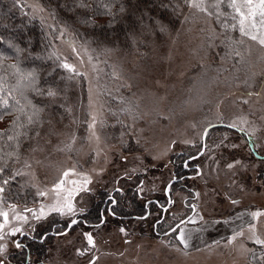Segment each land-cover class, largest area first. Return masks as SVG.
Instances as JSON below:
<instances>
[{"label":"rangeland","instance_id":"rangeland-1","mask_svg":"<svg viewBox=\"0 0 264 264\" xmlns=\"http://www.w3.org/2000/svg\"><path fill=\"white\" fill-rule=\"evenodd\" d=\"M15 1L51 38L46 59L53 58L57 83L35 88L57 95L13 93L21 105L43 109L38 123L29 125L10 97L15 123L5 130L11 121L0 118V169H10L16 188L0 193V213H7V222L0 215V260L14 264L12 255L23 249L17 242L52 229L44 253H32L28 264H250L254 251L247 253L239 237L254 240L264 264L258 216L253 234L230 235L193 254L177 245L181 225L169 232L192 203L193 220L237 207V199L264 218V45L240 33L232 0L139 3L128 9L125 36L102 40L83 21L60 15L55 3ZM12 65L29 71L1 61L5 94L18 79ZM190 156H197L192 169L168 187L179 172L174 163ZM167 193L172 200L162 211L155 200L164 204ZM111 195L129 214L138 202L143 216L124 219L108 210L103 223L82 221ZM69 203L72 214L53 211Z\"/></svg>","mask_w":264,"mask_h":264},{"label":"trees","instance_id":"trees-1","mask_svg":"<svg viewBox=\"0 0 264 264\" xmlns=\"http://www.w3.org/2000/svg\"><path fill=\"white\" fill-rule=\"evenodd\" d=\"M48 1H50V3H55V6L56 4L58 5L59 8L57 9L60 15L66 17H70L69 15H72L73 19L83 21L88 27L87 30L90 32V34L101 40L122 38L125 36L127 31H129L128 26L129 22L132 20L131 18L133 13L132 11L129 12L128 9L135 8L136 4L144 2L148 3L149 5H158V2L160 1H162V3L165 2V0ZM51 43L50 36L37 18H29L27 13L22 11V8H20L19 4L16 3L15 0H0V62L3 61L7 65H10V63H19L25 69L34 70L37 75L38 88L46 87L48 85L55 86L57 83L56 73L58 70L57 68H54L53 72L50 71V68L55 66V63H52L53 58L51 55L48 60L46 59L48 56L47 51L50 49ZM46 53L47 55H45ZM5 66L6 65L3 64V67ZM14 112V108L10 106L7 108H0V118H9L11 121L10 124L8 123L9 126L7 124L5 130L7 128H11L14 125V120L9 117V115ZM5 120L8 121L7 119ZM5 130L0 131V137L5 134ZM21 131L25 132L24 129H21ZM183 162H177L179 172L174 171L177 176L182 175V173L188 174V169L183 165ZM192 162L193 161L190 163ZM10 177V169L3 167L2 171H0V187H3L4 191L8 190L10 193L14 194L13 189L16 188L15 185H13L8 179ZM259 177L262 179L264 190V169L259 173ZM4 181H8V183L4 184ZM129 191L132 192L130 189L128 192ZM111 197L112 199H109L110 202L108 201L106 205L105 200L102 204L96 202L91 210L83 214L82 221L94 223L97 221V219H101V213L104 212L105 214L108 212V210L112 215L118 214L124 219H127L128 217L133 218L132 215L135 214L142 215L137 214L140 213L138 211L141 208V206L138 205V202H136L134 205H130L128 202L130 207L134 206V209L137 210V212L129 214L131 210H127L128 206L125 205L126 203L121 205V203L119 204L117 200L113 199V195H111ZM118 200L120 201V199ZM143 208L145 212L148 211L145 206H143ZM89 213L90 215L88 216ZM50 231H52V229L45 233L44 238H42L41 233H37L29 237L30 241L25 245H22L23 249H21L20 252H16V254L12 255L14 264H28L27 260L29 257H31L32 253H44L45 249L43 245L47 238H49L50 235H53V233H50Z\"/></svg>","mask_w":264,"mask_h":264},{"label":"crops","instance_id":"crops-1","mask_svg":"<svg viewBox=\"0 0 264 264\" xmlns=\"http://www.w3.org/2000/svg\"><path fill=\"white\" fill-rule=\"evenodd\" d=\"M235 202L240 205L233 208H227V210L221 214L207 215L204 219L203 217L202 219L201 217H197L193 220L197 212L196 208L195 211L190 214V218L181 225L184 226L182 228L180 226L181 229H178L176 235L178 247L187 253L193 254L203 248L211 246V244H216L217 242L224 240L230 235L242 234L245 236V234H253L250 229L251 225H254L257 219L263 220V216L259 218L260 214L256 219V217L251 215L253 213V204L241 205L239 199L235 200ZM261 230H263L262 237L258 240L264 241V227ZM181 233H183V241L180 239ZM239 239H241V244L243 242L247 244V246L244 247V249L247 250V253L254 251L249 263L262 264L263 260L261 255L263 254V250L260 249L258 250L259 252L255 251L256 249L252 247L255 243L254 240L246 237L237 238V240ZM246 258H248L247 255Z\"/></svg>","mask_w":264,"mask_h":264},{"label":"snow or ice","instance_id":"snow-or-ice-1","mask_svg":"<svg viewBox=\"0 0 264 264\" xmlns=\"http://www.w3.org/2000/svg\"><path fill=\"white\" fill-rule=\"evenodd\" d=\"M190 0H185V3H189ZM194 7H199L198 4H192ZM236 13L239 14V31L241 34L245 36H250L252 40H257L259 38V43L264 45V0H259L258 4H253V0H246V3L243 5L237 4L236 0H232L229 5ZM248 9V15L246 16L241 8ZM203 10V9H202ZM256 17H259V22H257ZM236 17H234L235 19ZM253 30H257L261 32V35L258 37L257 35L253 34ZM11 67L15 68L16 71L13 73L14 77H18L16 80L15 85L5 94V89L3 88V78L0 77V105L7 108L9 106V97L14 102L15 106L19 108V111L23 113L27 117V123L29 125L35 124L39 122V112L43 111V109H35L29 102L28 105H21L20 99L17 98L16 95L13 93L18 92L21 97L26 96V92L28 90H36L39 91L41 95H47L48 97H55L57 95L56 91L51 89H45L44 91H40L39 89L35 88L37 82V75L34 70H29L27 72L21 70L16 65H12ZM62 67L68 69L70 65L63 64ZM26 107H30L32 109L31 114L25 111ZM15 123V121H14ZM12 139V137H9ZM229 168L233 167L232 164L228 165ZM2 171V169H0ZM67 175V173H65ZM8 181H4V184H7ZM4 191L3 187H0V193ZM235 203V202H234ZM53 211L60 212L62 214H72L74 212L73 206L69 203L66 205L65 208H54ZM5 218V222H7V213H0ZM253 217L259 216L260 213L255 212L251 214ZM77 223V221L73 220L72 224ZM3 225H0L2 228ZM179 226H177L178 228ZM177 229H173L176 231ZM19 231V229L14 230ZM180 239L183 241V233H181ZM88 240L91 243V236L88 235ZM257 243L264 244V241H257ZM22 245L17 242L16 247H21ZM0 264H4L3 260H0Z\"/></svg>","mask_w":264,"mask_h":264},{"label":"flooded vegetation","instance_id":"flooded-vegetation-1","mask_svg":"<svg viewBox=\"0 0 264 264\" xmlns=\"http://www.w3.org/2000/svg\"><path fill=\"white\" fill-rule=\"evenodd\" d=\"M194 157V158H193ZM190 158H192V159H190ZM197 158V156H190V157H187L186 159H185V161L183 162V165L187 168V169H192V166H188L189 165V163L191 162V161H194L195 159ZM176 166H177V162H175L174 163ZM178 180V178H177V174L174 172V180H172L170 183H169V185H168V187L169 186H171V185H173L175 182H178L177 181ZM166 196V201H164V204L162 203H160V202H158L157 200H155L156 202H157V205H158V207H160L161 209H162V211L163 210H165V211H167L168 209H169V207H170V202H171V194L170 193H167V195H165ZM109 198H111V197H109ZM109 198H107V199H105V205L107 204V202L109 201L108 199ZM112 199V198H111ZM167 204V205H166ZM163 205H166V206H163ZM110 207H111V205H110ZM189 208L191 209V213L192 212H194L195 211V205L192 203L191 205H189ZM148 209V208H147ZM147 213V212H146ZM190 213V214H191ZM102 214V216H101V222L103 223L104 221H105V214H104V212L103 213H101ZM190 214H188V215H186L185 216V218H187L188 216H190ZM141 216H143V215H132V217H136V218H138V217H141ZM120 217H122V216H120ZM165 217V213H163L162 214V216L159 218V220L158 221H156L155 223H159V222H161L162 220H163V218ZM184 218V219H185ZM190 218V217H189ZM181 221V220H180ZM180 221H178V222H180ZM178 222H176L175 223V225L178 223ZM91 224H93V225H96L97 223H91ZM174 225V226H175ZM173 226V227H174ZM170 229V228H169ZM168 229V230H169ZM158 229H157V226H155V229H154V231H155V233H159L160 235H163V233H160V232H158L157 231ZM168 230H166L167 232H168ZM166 232V233H167Z\"/></svg>","mask_w":264,"mask_h":264},{"label":"water","instance_id":"water-1","mask_svg":"<svg viewBox=\"0 0 264 264\" xmlns=\"http://www.w3.org/2000/svg\"><path fill=\"white\" fill-rule=\"evenodd\" d=\"M213 126H216V124L215 125H212L211 127H213ZM204 148H205V145L203 144V149H202V152L204 151ZM194 158V157H193ZM190 159H192V158H190ZM190 216H188L187 218H185V219H183V220H181L180 222H178L172 229H170L169 230V232L170 231H173V229H176L177 228V226H180L181 224H183L188 218H189ZM68 230V228L66 229V231ZM65 231V232H66ZM92 262H93V260L92 261H90L88 264H92Z\"/></svg>","mask_w":264,"mask_h":264}]
</instances>
